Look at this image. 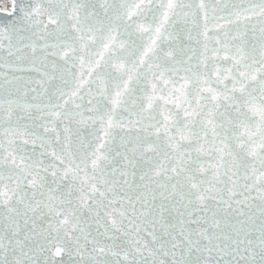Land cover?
Returning a JSON list of instances; mask_svg holds the SVG:
<instances>
[{"label": "snow or ice", "instance_id": "snow-or-ice-1", "mask_svg": "<svg viewBox=\"0 0 264 264\" xmlns=\"http://www.w3.org/2000/svg\"><path fill=\"white\" fill-rule=\"evenodd\" d=\"M0 264H264V0H0Z\"/></svg>", "mask_w": 264, "mask_h": 264}]
</instances>
